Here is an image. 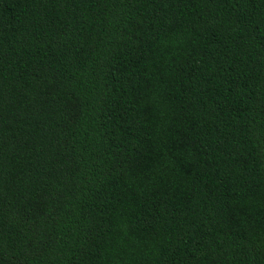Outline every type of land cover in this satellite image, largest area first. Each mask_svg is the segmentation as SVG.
<instances>
[{"label":"trees","instance_id":"trees-1","mask_svg":"<svg viewBox=\"0 0 264 264\" xmlns=\"http://www.w3.org/2000/svg\"><path fill=\"white\" fill-rule=\"evenodd\" d=\"M0 264H264V0H0Z\"/></svg>","mask_w":264,"mask_h":264}]
</instances>
